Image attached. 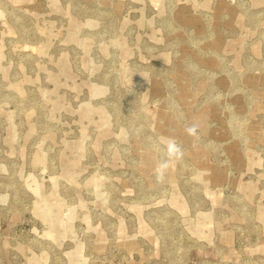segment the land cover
<instances>
[{
  "label": "rangeland",
  "instance_id": "rangeland-1",
  "mask_svg": "<svg viewBox=\"0 0 264 264\" xmlns=\"http://www.w3.org/2000/svg\"><path fill=\"white\" fill-rule=\"evenodd\" d=\"M0 264H264V0H0Z\"/></svg>",
  "mask_w": 264,
  "mask_h": 264
},
{
  "label": "clouds",
  "instance_id": "clouds-1",
  "mask_svg": "<svg viewBox=\"0 0 264 264\" xmlns=\"http://www.w3.org/2000/svg\"><path fill=\"white\" fill-rule=\"evenodd\" d=\"M186 131L190 135H194L196 133V126L192 125L186 129ZM167 153L169 157H177L179 158L182 155V151L180 147L175 143V141H170L167 145ZM167 168V162H162L157 166V175L158 178H162L164 174V170Z\"/></svg>",
  "mask_w": 264,
  "mask_h": 264
}]
</instances>
